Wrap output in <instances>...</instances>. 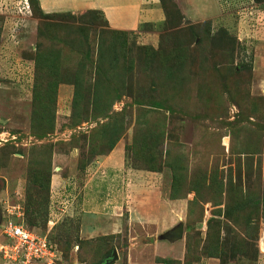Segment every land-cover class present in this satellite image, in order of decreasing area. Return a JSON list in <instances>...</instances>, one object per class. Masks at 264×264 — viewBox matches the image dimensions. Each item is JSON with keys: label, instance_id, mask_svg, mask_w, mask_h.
Returning <instances> with one entry per match:
<instances>
[{"label": "rangeland", "instance_id": "1", "mask_svg": "<svg viewBox=\"0 0 264 264\" xmlns=\"http://www.w3.org/2000/svg\"><path fill=\"white\" fill-rule=\"evenodd\" d=\"M155 1L158 18L136 32L111 29L100 11L15 18L0 3L3 219L47 236L58 264H98L77 224L63 214L52 226L50 214L71 199L65 189L96 178L79 161L125 143L127 165L159 180L122 184L120 220L104 232L120 238L100 243L118 260L112 251L105 264H264V0ZM43 79L55 81L51 103ZM179 224L182 238L161 237Z\"/></svg>", "mask_w": 264, "mask_h": 264}, {"label": "crops", "instance_id": "2", "mask_svg": "<svg viewBox=\"0 0 264 264\" xmlns=\"http://www.w3.org/2000/svg\"><path fill=\"white\" fill-rule=\"evenodd\" d=\"M40 10L43 14L55 13H80L83 11L94 10L104 13L109 27L115 30L139 31L142 24L155 22L158 18L157 3L155 0H38ZM148 21V22H146ZM146 22V23H145ZM125 143H118L116 147L106 155H100L85 170L94 169V180L87 181L86 189H68L70 198H74L73 206L67 213V216L61 220L75 219L79 221L77 238L81 241L96 240L107 238L111 242L112 235L120 238L115 229L104 233L113 228L115 219H119V213L122 210L123 201L121 197L124 189H120L122 184L127 186L135 185L139 188V180L156 185L158 177L154 172H146L129 167L125 157ZM74 151V150H73ZM78 164V163H77ZM106 166V170L101 172V167ZM56 170V169H55ZM106 174L102 178V174ZM62 176L55 174L52 181L56 182L55 188L62 187ZM99 178V179H98ZM102 178V179H101ZM60 179V181H58ZM149 179V180H148ZM135 181V183H133ZM58 182V183H57ZM90 188V189H88ZM134 189V187H130ZM61 189V188H60ZM134 191V190H133ZM78 192V195H74ZM73 195V196H72ZM71 199L69 203L71 202ZM68 203V205H70ZM170 214V213H169ZM172 215L167 217V222L155 220L151 226L156 228L155 231L162 230V227L168 226ZM109 220H112L111 222ZM120 220V219H119ZM109 221V223H108ZM60 222V221H59ZM57 222V223H59ZM145 223H147L145 221ZM144 224V223H143ZM119 226L115 224L114 227ZM166 230V229H165ZM102 231V234H100ZM155 235V234H154ZM137 239L134 240H138ZM79 249V247H78Z\"/></svg>", "mask_w": 264, "mask_h": 264}, {"label": "built area", "instance_id": "3", "mask_svg": "<svg viewBox=\"0 0 264 264\" xmlns=\"http://www.w3.org/2000/svg\"><path fill=\"white\" fill-rule=\"evenodd\" d=\"M22 1V2H21ZM0 3L6 10L15 14V18L21 17L24 12L31 15V7L28 0H1ZM11 3V4H9ZM77 131L83 130L82 127H77ZM76 132V131H74ZM3 142V141H0ZM69 202H60L56 206L57 214H50L51 218L58 215L55 220H49V224L54 226L60 216L67 214ZM13 214V213H12ZM18 216V215H17ZM19 217V216H18ZM3 219L0 226V234L5 238V241L0 243V255L6 263L10 264H58L61 261V251L57 246L53 245L47 236L37 234L34 230H30L22 222H17V219Z\"/></svg>", "mask_w": 264, "mask_h": 264}, {"label": "trees", "instance_id": "4", "mask_svg": "<svg viewBox=\"0 0 264 264\" xmlns=\"http://www.w3.org/2000/svg\"><path fill=\"white\" fill-rule=\"evenodd\" d=\"M29 1V4H30V7H31V9H32V11H33V8H35V7H37L38 8V10L43 14V12L40 10V6H39V1L38 0H28ZM44 15V14H43ZM48 15H51V14H45V16H48ZM85 77V76H84ZM85 79V78H84ZM44 80V79H43ZM45 81V80H44ZM47 84V92H45L46 93V99H47V101H48V103H51L52 102V97L51 96H53L54 94L56 95L57 94V92H56V89L54 88V87H52V85L51 84H54V82L53 83H48L47 81H45ZM75 102L77 103L76 105H79V103H80V101H79V98H78V95L76 96V99H75V101H74V104H75ZM139 105H143V103H138ZM35 116V115H34ZM39 116V115H38ZM37 116V117H38ZM42 119H40V117H38L37 118V120L35 121V119H33V124L34 125H32L31 126V129L33 130V132H36L40 137H42L41 135H42V131L46 128V127H48V125L49 124H46L45 122H42L41 121ZM73 149H74V147H72ZM113 150V145L111 144V146L107 149V151L104 153V154H100V155H106V154H108L110 151H112ZM99 155V156H100ZM98 156H94L93 157V159L90 161V162H88V163H86L84 160H82V162L84 163V164H81V162L79 161L78 162V166H79V171L81 172V174L80 175H85V170H86V168L92 163V162H94L95 160H96V158H97ZM50 170L52 171V174H51V177H52V175H53V171H54V167L52 168L51 166H50ZM55 172V171H54ZM65 192L67 193V195L69 194V191H68V189H65ZM70 201V200H69ZM39 212H37V210L35 211L33 208H30V210H28V218H27V222H28V225L29 226H32V227H34V226H37L38 225V223H39ZM48 219V218H47ZM70 220H73L74 221V223H76L77 224V227H78V225H79V221H77L78 219L77 218H75V219H65V220H63L62 221V223L63 222H68V221H70ZM65 225H67V224H65ZM64 225V226H65ZM66 228V227H65ZM77 232H78V228H77ZM77 232H76V235H77ZM102 240H107L106 242L108 243V244H110V241L107 239V238H100V239H96V240H88V241H85L87 244H91V243H94L95 244V248H94V251H95V253L96 254H100L101 256H99V257H104L101 261H99L98 262V264H105V259H107L109 256H110V254L112 253V251H113V249H108L109 248V245H108V247L107 246H105V244L104 245H102V244H100L101 243V241ZM79 241H81V240H79L78 239V242ZM68 242L69 243H71V241L68 239ZM85 242H83L82 241V244H81V247L83 246V244H85ZM74 243V242H73ZM54 245V244H53ZM58 248V247H57ZM108 249V250H107ZM111 250V251H110ZM93 251V250H92ZM103 252H107L106 254L105 253H103ZM105 254V255H104ZM104 255V256H103ZM104 260V261H103ZM97 264V263H96Z\"/></svg>", "mask_w": 264, "mask_h": 264}, {"label": "water", "instance_id": "5", "mask_svg": "<svg viewBox=\"0 0 264 264\" xmlns=\"http://www.w3.org/2000/svg\"><path fill=\"white\" fill-rule=\"evenodd\" d=\"M3 222V216H2V211H1V208H0V226ZM183 224H179L176 228L164 233L163 235H161L162 238H165L167 240H170V241H176L177 239H180L182 238V234H183ZM111 259L112 261H116L118 260V255H117V252H116V249L113 250V253L111 255Z\"/></svg>", "mask_w": 264, "mask_h": 264}]
</instances>
